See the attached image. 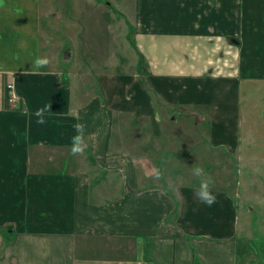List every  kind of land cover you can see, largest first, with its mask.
Wrapping results in <instances>:
<instances>
[{
  "label": "crops",
  "instance_id": "obj_1",
  "mask_svg": "<svg viewBox=\"0 0 264 264\" xmlns=\"http://www.w3.org/2000/svg\"><path fill=\"white\" fill-rule=\"evenodd\" d=\"M95 2L100 17L120 6ZM131 22L129 70L114 49L113 65L104 63L112 70L94 73L83 48H68L60 64L49 56L42 0H0V264H264V238L252 236L250 221L259 209L264 231V195L243 183L244 210L232 183L212 186L211 207L200 203L197 184L172 182L184 177L166 168L164 135L166 123L193 118L206 130L189 154L206 148L217 164L219 152L226 163L237 155L264 163L255 119L242 112L244 94L264 85V0H136ZM106 35L117 48L116 28ZM37 56L50 62L33 71ZM9 82L19 102L8 101ZM45 105L39 125L32 113ZM124 118L136 125L128 142ZM78 123L82 157L70 152Z\"/></svg>",
  "mask_w": 264,
  "mask_h": 264
},
{
  "label": "rangeland",
  "instance_id": "obj_2",
  "mask_svg": "<svg viewBox=\"0 0 264 264\" xmlns=\"http://www.w3.org/2000/svg\"><path fill=\"white\" fill-rule=\"evenodd\" d=\"M93 1L94 0H42V17L45 23V30L43 33L44 46L45 48H49V56L53 59L55 58L54 60L59 64V60H62L63 62L67 60L70 52V49L68 48H74V51L77 55L82 51L83 48V53L85 55L84 66L90 67L91 71H94V73H101L104 70H112L105 69L104 63H106V65H108L109 67L113 65V63L111 62V52L114 49H117L118 55L120 54L124 60L121 68L124 72H127L129 70L130 63L134 61L135 58V51L133 50L132 42L129 40L128 36L131 37V35H129L130 30L131 34H133L131 21L135 13L136 0H112L113 3H115V1H121L120 6L115 3L118 8L117 11L115 13L111 11V16L106 15V17L104 16V14H102L103 17H100V15L94 13V11H99L95 7L96 2L93 4ZM120 11H122L121 15H119ZM108 26H110L112 30L116 28V32L118 35L117 48H111L113 46V36L109 37V35H106ZM94 40L95 42H93ZM91 47L100 48L97 52L99 57L91 56L88 53L89 50L93 49ZM62 48H65L62 53L63 55L59 53ZM79 48H81V51L79 50ZM88 77L89 75L86 78ZM93 82L92 87H94ZM263 86L255 87L256 90H262L259 93L257 91H254L250 92L249 95L244 94L245 101L243 104L244 110L242 112L244 115V119H246L249 112L251 113V116H253V118L255 119L251 123V125L254 126V129H252V134L254 137H257L256 141L263 142L264 144V133L256 132V128H264ZM88 87L89 88H85V93L87 94H89L90 91H93L90 89L89 85ZM248 97L252 98V107L258 104L256 109L250 107ZM256 110H260V112L258 113L256 112ZM256 115H260V117H255ZM194 121L195 120L191 118L190 120H183V122L180 124L166 123L167 127H165L166 131H164V135L168 136L169 141L165 143V146L167 147V150L172 153V157L170 158L169 163L170 165L168 164L166 168L168 169L170 174H172L173 172L182 171V176L184 177V179L180 181L177 180L178 182H172L177 184L192 183L198 185V180H196V178H194L191 174V168L193 167V165H189V161H191L190 158H192L198 162L203 160L201 164L197 163V166L202 167L206 174L213 177V186L222 185L226 187L228 185V189H230L229 186H231V184L233 183V186L231 187V193H233L232 195L237 198L239 203L242 199L245 201V197L243 195V183L250 184L255 192L258 193L259 191L262 195H264V163L250 164L245 161L244 158L241 161V159H239V155L235 157L234 164L230 161L229 163H226V157L223 153L219 152L217 153L216 159H219V161H223V164H217L215 163L216 153L213 154L206 148H203L197 153L191 152L189 154V149L191 148V146L194 144V142H198V139L195 138V134L200 130L205 133L204 131L206 130L204 126H202V128L196 129L194 127ZM246 122L247 121L244 120L243 126L245 127L247 126ZM122 125L123 127L130 126L129 131L125 137V140H127L126 142H128L130 141V137L132 136L131 129L133 130L136 126L135 122H132L130 125V122L126 118H124V121H122ZM140 126L141 125H139L138 127ZM259 136H261V140L259 139ZM143 137H145V134ZM160 139L164 140L163 137ZM143 140H146V138ZM127 147L130 149V146ZM157 150L158 149H156V151ZM176 154L182 155L180 157V163H177L176 159L174 158ZM80 157H82V155H80ZM156 167L157 169L162 168V166ZM158 181L161 180L156 179L154 183H157ZM259 186H261V188H259ZM238 193H240L241 196H238ZM257 198L259 197H255L252 199V202H254L256 206V203L258 201ZM247 204L248 202L245 201L244 210L247 209ZM260 215L261 214L259 213V209L252 211L250 214V216L252 217L250 221L254 226H252L254 232L251 231L253 232V235H251L254 236L256 240H260V237L264 238V231L257 225L262 221L259 219ZM241 221L243 222V220ZM246 233H249V230L246 231Z\"/></svg>",
  "mask_w": 264,
  "mask_h": 264
},
{
  "label": "clouds",
  "instance_id": "obj_3",
  "mask_svg": "<svg viewBox=\"0 0 264 264\" xmlns=\"http://www.w3.org/2000/svg\"><path fill=\"white\" fill-rule=\"evenodd\" d=\"M48 57H35L31 60L32 70H40L45 68L49 64ZM51 105H45L43 107L37 108L32 114L37 118L36 123L43 125L46 123V114L49 112ZM78 118V117H77ZM75 135L71 137V148L70 152L72 155H83L87 147L84 139L85 126L83 124L74 125ZM191 174L196 180H198V185L194 186L193 195L196 200L200 203L211 207L217 202L216 196L213 194L211 188L214 184L213 177L206 174L204 169L199 166H193L191 168ZM159 174L157 173V176Z\"/></svg>",
  "mask_w": 264,
  "mask_h": 264
},
{
  "label": "built area",
  "instance_id": "obj_4",
  "mask_svg": "<svg viewBox=\"0 0 264 264\" xmlns=\"http://www.w3.org/2000/svg\"><path fill=\"white\" fill-rule=\"evenodd\" d=\"M8 89V101L10 103H15L20 101V95L18 91L16 90L15 85L12 82H9L7 84Z\"/></svg>",
  "mask_w": 264,
  "mask_h": 264
}]
</instances>
